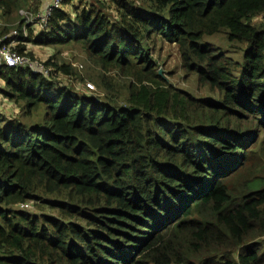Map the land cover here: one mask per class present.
<instances>
[{"label":"trees","instance_id":"1","mask_svg":"<svg viewBox=\"0 0 264 264\" xmlns=\"http://www.w3.org/2000/svg\"><path fill=\"white\" fill-rule=\"evenodd\" d=\"M78 1L22 45L82 51L102 95L56 57L0 66L20 111L0 112V264H264V0ZM221 33L241 60L208 43ZM164 44L213 95L160 74Z\"/></svg>","mask_w":264,"mask_h":264},{"label":"rangeland","instance_id":"2","mask_svg":"<svg viewBox=\"0 0 264 264\" xmlns=\"http://www.w3.org/2000/svg\"><path fill=\"white\" fill-rule=\"evenodd\" d=\"M78 3V0H73L70 4H68V6H65V9L68 11H73L74 5L77 6ZM106 12L114 14L116 12V8L114 6H111L110 8L106 9ZM21 19L22 17L19 16V21L13 24L10 23L7 18H4L6 26L10 28L8 32L17 29L16 26L18 25ZM263 19L264 15L260 16L259 18L255 17L253 22L259 23ZM3 28L4 27H0V31H2ZM30 28L32 30L33 36L38 34L39 31H41V29L37 27ZM30 28H28V31ZM207 41L211 45H214L213 47L216 50L226 52L235 59L240 60L242 59V54L246 48V44L231 43L228 40L227 35L224 33L209 36L207 37ZM19 46H26V51L29 53V55L30 53L34 55L35 60H32L31 57L28 55L31 63L44 65L43 63L48 61V59H50L51 57H56L58 61H68L79 67L80 65H83V68L79 69V71L77 72V78H69V76H62V79L69 81L83 92L94 93V91H96L98 92V94L102 95V91L98 86L100 71L90 66L89 62L86 59V56L82 51L78 49L64 48L61 50V52H58L53 47L39 46L32 43L22 45V42ZM155 57L160 59L162 66L161 69L164 70L168 81L173 85H176L177 87H180L182 89H186L199 96L213 95L208 88H199L197 77L191 76L188 79L185 78V74L181 65L180 55L176 46L164 44L160 47L159 45L155 53ZM0 85H3V82L1 80ZM5 100L6 99L0 94V112L4 113V115H6L7 117H10L11 115L17 117L20 113L19 108L10 101ZM3 101L8 103H4ZM31 207V209L35 211L34 205H31ZM39 209L43 210L41 206Z\"/></svg>","mask_w":264,"mask_h":264},{"label":"built area","instance_id":"3","mask_svg":"<svg viewBox=\"0 0 264 264\" xmlns=\"http://www.w3.org/2000/svg\"><path fill=\"white\" fill-rule=\"evenodd\" d=\"M66 0H52L44 10L35 11V9L28 7L21 9L19 12L22 19L20 22L23 24V33L18 30H13L0 36V66L7 67H24L30 66L32 68L37 67L41 71L48 73V70L44 68V65L31 63L29 57L26 54H21L18 51V46L25 42L23 39L27 37L28 28L37 27L43 30H47L48 22L55 9H61L65 7ZM0 26L5 27L6 23L3 17L0 18ZM31 29V28H30ZM39 31L38 34L41 32ZM36 34V35H38ZM35 35V36H36ZM83 68V65H80ZM29 207V204H24L22 207Z\"/></svg>","mask_w":264,"mask_h":264},{"label":"crops","instance_id":"4","mask_svg":"<svg viewBox=\"0 0 264 264\" xmlns=\"http://www.w3.org/2000/svg\"><path fill=\"white\" fill-rule=\"evenodd\" d=\"M51 2H52V0H30V3H29L28 6L33 8V9H35V11L44 10L48 5L51 4ZM1 17H2V13L0 11V18ZM0 27H2V26H0ZM5 101H3V102L4 103H8V102H5ZM0 105H1V102H0Z\"/></svg>","mask_w":264,"mask_h":264},{"label":"water","instance_id":"5","mask_svg":"<svg viewBox=\"0 0 264 264\" xmlns=\"http://www.w3.org/2000/svg\"><path fill=\"white\" fill-rule=\"evenodd\" d=\"M34 69H35V70H40V69H39V68H37V67H34ZM159 72H160V74H162L163 70H162V69H160V70H159Z\"/></svg>","mask_w":264,"mask_h":264}]
</instances>
